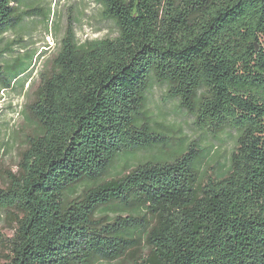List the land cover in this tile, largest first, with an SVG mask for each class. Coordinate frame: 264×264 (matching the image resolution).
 <instances>
[{
  "label": "trees",
  "instance_id": "1",
  "mask_svg": "<svg viewBox=\"0 0 264 264\" xmlns=\"http://www.w3.org/2000/svg\"><path fill=\"white\" fill-rule=\"evenodd\" d=\"M25 1L0 0V36L34 16ZM96 1L118 36L66 29L18 171L0 168V264H264V0ZM32 60L0 61V89ZM155 85L233 139L227 163L209 173L199 141L171 148Z\"/></svg>",
  "mask_w": 264,
  "mask_h": 264
},
{
  "label": "rangeland",
  "instance_id": "2",
  "mask_svg": "<svg viewBox=\"0 0 264 264\" xmlns=\"http://www.w3.org/2000/svg\"><path fill=\"white\" fill-rule=\"evenodd\" d=\"M30 8H33L34 16L27 17L21 28L0 36V61L12 62L26 54L33 55L23 85H15L12 90L0 89V168L13 173L18 171L20 153L26 148L28 135L33 130V125L27 121L28 106L34 101V95L41 86L42 75L51 70L66 29L72 26L81 43L118 36L116 26L104 19L102 7L96 0L25 1L22 9ZM44 16L48 18L45 19ZM148 106L155 121L169 128L171 135L175 132L171 148H177L180 137H184L189 143L199 141L209 152L203 165L209 173L227 163L233 150V139L226 135L215 137L200 129L195 118L182 110L177 100L168 97L166 86L155 85L149 96ZM147 155L141 153V157ZM0 232L6 240L14 234L1 208ZM8 253L7 249L0 247V260L4 262Z\"/></svg>",
  "mask_w": 264,
  "mask_h": 264
}]
</instances>
